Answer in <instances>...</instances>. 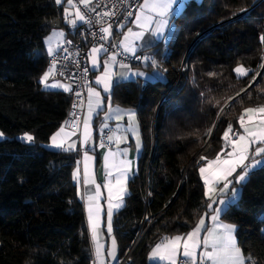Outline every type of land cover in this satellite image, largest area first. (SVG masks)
Masks as SVG:
<instances>
[{"label": "trees", "instance_id": "trees-1", "mask_svg": "<svg viewBox=\"0 0 264 264\" xmlns=\"http://www.w3.org/2000/svg\"><path fill=\"white\" fill-rule=\"evenodd\" d=\"M61 16L54 0H0V131L7 137L0 141V264L92 261L72 180L76 155L45 147L71 101L39 83L48 68L44 38ZM174 23L167 49L155 53L157 67L143 68L163 80L117 83L109 96L135 112L142 141L112 223L119 261L142 232L124 264H163L149 263V251L189 232L206 210L199 168L222 153L229 124L239 133L245 108L264 105V0H190ZM237 66L247 75L237 78ZM25 133L32 143L15 138ZM220 219L235 225L242 253L264 264V168L249 175Z\"/></svg>", "mask_w": 264, "mask_h": 264}, {"label": "snow or ice", "instance_id": "snow-or-ice-1", "mask_svg": "<svg viewBox=\"0 0 264 264\" xmlns=\"http://www.w3.org/2000/svg\"><path fill=\"white\" fill-rule=\"evenodd\" d=\"M59 5L62 0H55ZM90 0H80V3L87 6ZM67 3L71 6L73 0H67ZM176 5L175 15H179L180 10L182 9V4L179 3V0H144L140 4L138 11L135 14L134 23L138 28L141 29L139 32H133L132 29H129L128 32L124 35L123 40L120 42V46L124 49L125 52L135 53V48L129 42L130 38L133 41L141 40L145 33H149L152 37L164 38L165 30L172 27L169 21V17L172 16L173 6ZM104 16L114 15V13L104 12ZM132 15V13H129ZM71 13L68 9H65V19L73 27L76 26L77 21L88 22L86 16L77 9L75 13V19H69ZM154 17H156L154 19ZM155 27H151L152 25ZM101 31L104 33V36L101 39H107L110 34V26L101 28ZM60 37H63V33H59ZM51 40V37H49ZM262 42H264V36L261 37ZM53 49L48 48L49 56L53 55ZM101 51H106L103 46L99 48L93 47L90 52V58L93 63V67L96 66L97 54ZM139 58V57H138ZM145 60L149 59L144 57ZM109 62L114 63L115 57L110 56L108 61L104 64L103 73L101 76L96 78V83L103 86L104 92H109L113 81H112V72L109 67ZM152 67L156 68L157 63L155 60L151 61ZM121 67L127 68V65L122 64ZM264 67V65H262ZM55 68V62H53L52 67L47 70L42 77L40 78L39 83L44 85L46 88H63L64 91H71L70 86H64L62 84H48L50 76L53 75V69ZM234 71L238 76L247 75L248 70L243 66H237ZM87 72V69H85ZM135 76H143L142 72L132 73ZM255 77H253V80ZM88 91V115L84 118V135L82 140V145L87 144L90 139L91 132L89 121L93 111L100 108V93L97 92L94 88L89 87ZM76 95L79 97L80 93L77 92ZM239 95V94H237ZM95 98V100L93 99ZM75 107V105H74ZM120 110H117L119 113ZM128 120L130 122L129 128L126 131H132L136 135L137 139V149L140 147L139 135L134 127L135 113L128 112L126 113ZM122 118L121 114L116 116V119L119 121ZM247 118V119H246ZM67 123V122H66ZM239 123L241 128H243V134H239L233 131L232 125L229 124L228 129L225 130L223 134V139L226 144L230 145L231 151L226 152V159H221L220 154H217L215 160H209L206 166L199 168V172L203 179L205 185V196L208 198L210 203L208 208L212 210L211 220L213 221V226L211 228L205 225V220L203 217L199 219V222L196 224L194 229L182 237L176 235L174 237H166L164 240L155 246L150 254V259H155L160 262L167 261L168 264H178L177 256L182 255L184 260L181 264H254L252 257H246L241 248L237 244L235 238V225L224 223L221 221V213L226 212L227 208L231 205L237 203V197L239 196L240 189L235 187V185H243L256 168H264V105H259L256 107L245 108L243 113L239 117ZM73 124V128H75ZM107 127V124H105ZM211 130H209L210 134ZM230 133L236 138L231 139ZM74 133H69L65 131V128L62 126L52 137H51V147L62 149L64 151L75 150L74 144H67L65 146L66 140L70 135ZM4 136L3 132H0V138ZM25 143H32L34 137L28 133H25L19 138ZM109 141L113 140L112 136L108 137ZM120 143V140H117V144ZM255 146V147H253ZM103 147V145H101ZM224 150L222 149V152ZM124 155L127 154V150H123ZM113 156L119 155V153L111 154ZM84 184H89L88 179V161L91 160V157L87 154L85 150L84 154ZM106 161L108 157H105ZM206 159L204 156H200V160ZM129 163L126 160H120L119 163L115 161L112 164V167L117 170L119 175L115 177V184L108 182L105 187L108 190V211H107V230L108 234L112 233V216L113 209H119L122 206L123 194L126 191L125 181L129 171ZM107 166V165H106ZM241 169L240 172H237V169ZM109 176L112 175V172L109 171ZM79 171L73 173V178L78 180ZM229 177H233L232 180H229ZM222 183V187L216 188L214 185H219ZM231 193L230 198L228 199H219V206L213 208V204H217V200L213 199L214 193H218L221 197L225 193ZM100 194L99 186L96 188L95 196H88L87 201V212H88V223L92 235V241L94 244V254L96 261L94 264H104L103 259V245L99 243L98 239V220L97 213L99 212V207L91 203L93 201H98ZM120 201V203L113 204V199ZM202 231L205 233L201 237ZM115 239L112 240V250L107 252L108 256L114 257L115 255ZM182 249V251H181ZM197 249H202L197 255Z\"/></svg>", "mask_w": 264, "mask_h": 264}, {"label": "crops", "instance_id": "crops-1", "mask_svg": "<svg viewBox=\"0 0 264 264\" xmlns=\"http://www.w3.org/2000/svg\"><path fill=\"white\" fill-rule=\"evenodd\" d=\"M91 1H93V0H90V2ZM189 1L190 0H179V3L182 4V9L180 10L179 15H175L176 5L173 6V13L174 14L169 17V21H170V24L172 25V27L167 28L165 30L166 39L152 37L147 32L145 33L144 37L139 41H133L130 38L129 42L135 48V53L125 52L124 49L120 46V42L123 40L124 35L128 32L129 29H132L133 32L141 31V29L138 28L136 26V24L134 23L135 17H134L133 21L129 24L119 23L115 26V28L113 30V35H112L114 42L116 43V45L118 46L119 50L122 53L129 55V56H137V55L140 56V64L139 65H128V64L122 63V62L118 61V59L116 58V56L114 54L107 53L106 51H101L97 54L96 66L93 67V63H92V60L90 58L91 49L93 47L99 48L101 45L92 46L90 48L87 63H88V68L90 69L91 74H92V88H94L97 92L100 93L101 106H100V108L93 111V113L91 115V119L89 121L90 132H91L90 139L88 140L87 144L82 145L81 142L83 140V135H84V123L83 122H84V118L88 115V111H89L88 110V92H87L86 109H85V112L83 114L81 123L79 124L78 128L75 131L65 130L66 132L74 133V134L70 135L69 138L66 140L65 146H67V144H74L75 150L64 151L62 149L51 147V143H52L51 137L61 127L58 130H56L50 136L47 143L45 144V147L48 149H51L54 151H60V152H64V153H72V154L76 155V166L72 172V180L76 186L78 198L83 204L84 216H85V221H86V228H87L88 236L90 239V252H91V256H92V261L90 264H94V262L96 261V257L94 254V244L92 241V235H91V231H90L89 223H88L87 206H88L89 202L87 201V197L88 196H95L96 188H97V186H99L100 194H99L98 201H93L91 203H94L99 207V212L97 213V220H98L97 231H98L99 243L101 245H103L102 252H103L104 264H118L119 254H118L117 243L115 244V255H114V257L107 255V252L109 250H112V247H113L112 240L115 239V237L113 234V228H112L111 235L108 234V230H107L108 190L105 187V185L108 182L115 184V177L117 175H119L117 170L112 167V164L114 161L116 163H119L120 160H126V161L130 162L129 163V171H128L126 181H125L126 191L123 194L122 206L119 209H113V216H112V223H113L114 215L116 213H118L119 211H121L124 207L125 198L127 196V184L129 182V180L132 179L137 172L138 157H139L141 150H142V141H141V137H140L139 126H138L136 114H135L134 127L136 128V131L139 135V141H140L139 149H137L136 135L132 131H126V129L129 128V124H130V122L128 120V116L126 113H128V112L135 113V112L131 109L119 107L117 105H112L110 103V100H109L111 90H112L114 84H117V83H126V82L135 81V80H140L142 82L148 81L145 78V74L148 72L143 70V68H145L147 66H152L151 61L155 60V53L158 51V49L161 46H162L163 50L167 49L166 46H167L168 42L171 41V39L174 36V31H175L174 19L176 17H179L183 13V11L185 10L186 4ZM196 1H198V0H196ZM143 2H144V0L141 1V4ZM56 5L62 9V16L60 19V28H58V29L51 28V30L45 36V38H44V52H45L46 56L49 55L48 54V48L51 47L52 49H54L56 44L63 41L65 38L66 30L72 26L65 19V9H68V11L71 13V16L69 17V19H73V20L75 19V13L77 11V9L74 6H71L67 3V0H65V2L62 3L61 5L60 4L59 5L56 4ZM139 11H140V9H139ZM155 18L156 17H154V19ZM81 23L82 22L77 21L76 25H79ZM151 27H155V25L153 24ZM59 33H63V37H60ZM49 37H51V40H49ZM110 56L115 57L114 63L109 62V67H110V70L112 72L113 84H112L110 91L106 93L103 90V86L96 83V78L98 76L102 75L103 69H104V64H105V62L108 61V58ZM144 57H148L149 59L145 60ZM122 64L127 65V68L121 67ZM49 68H51V66H48L46 71L49 70ZM135 72H142V73H144V75L143 76L132 75V73H135ZM234 73H235L237 78L244 77V76H238L235 71H234ZM39 81H40V79H39ZM47 83L48 84L59 83V84L64 85L63 83L54 79L53 76H50ZM64 86H69V85L66 84ZM41 87L44 90L61 91L64 93H70V91H64L63 88H59V87H57V88H44V85H42V84H41ZM93 99L95 100V98H93ZM117 110H120L119 113L117 112ZM118 114H121V116H122V118L119 121L116 119V116ZM105 124H107V127H105ZM106 131L108 132L107 136H106V142L108 143L109 146L108 147H106V146L101 147L102 144H100V142H101L103 134ZM243 131H244L243 128H241V126H240L239 127V134H243ZM109 136L113 137L112 141H109V139H108ZM230 138L235 139L236 137L232 136V133H230ZM117 140H120L119 144H117ZM222 145L224 146L223 147L224 151L220 154V158L226 159L227 157H226L225 153L231 151L232 149H231L230 145L226 144V142L223 138H222ZM253 147H255V146H253ZM125 149L127 150L126 155H124V152H123V150H125ZM85 150L87 151V154L91 157V160L88 161V179L90 181L88 185L84 184V159L83 158H84ZM116 153H119V155H116V156L111 155V154H116ZM105 157H108L107 161H106ZM215 159H216V157L213 159H210V160H215ZM208 161L209 160L204 162V164H202L201 167L206 166ZM77 170L79 171L78 180L73 178V173L76 172ZM109 171L112 172L111 176L108 175ZM240 171H241V169L238 168L237 172H240ZM199 176H200V179L202 181V184L204 187V194H205L206 189H205V185H204V182H203V179L201 177L200 172H199ZM232 179H233V177H229V180H232ZM222 186H223L222 183L219 185H214V187H216V188H220ZM241 186L242 185H235V187L240 189L239 196L237 197V202L240 198ZM78 189H80V190H78ZM212 195H213V199L217 200V204H213V208H216L219 206V204H218L219 199H221V198L228 199V198H230L231 193L229 191V192L225 193V195L223 197H221L218 193H214ZM205 198H206V202H207L206 210L201 217L204 218L205 225L207 227L211 228L213 226V221L210 218L211 214H212V210L208 208V204L210 203V201L208 200V198L206 196H205ZM112 202H113V204L120 203V201H117L115 198L113 199ZM236 204L231 205L230 207L227 208V210L236 206ZM222 214L223 213H221V215ZM198 222H199V220L196 222V224ZM222 222H224V221H222ZM224 223H227V222H224ZM196 224L194 225V227L196 226ZM194 227L190 231H192L194 229ZM235 230H236V228H235ZM187 233L182 234L180 236L184 237V236H186ZM204 234L205 233L202 231L201 237H203ZM234 235L236 238V232L234 233ZM171 237H174V236H171ZM163 240L164 239H162L158 244H160ZM115 241H116V239H115ZM158 244H156V245H158ZM155 246L149 251V253L147 255V261L149 263L168 264L167 261L160 262V261L155 260V259H150V254H151L152 250L155 248ZM201 250L202 249H197V255H199V252ZM181 251H182V249H181ZM246 257H248V256H246ZM180 260L183 261L184 257L182 255L178 254L177 261H180Z\"/></svg>", "mask_w": 264, "mask_h": 264}, {"label": "built area", "instance_id": "built-area-1", "mask_svg": "<svg viewBox=\"0 0 264 264\" xmlns=\"http://www.w3.org/2000/svg\"><path fill=\"white\" fill-rule=\"evenodd\" d=\"M142 0H93L87 6L80 0H73L74 7L79 9L88 22H82L75 27H69L65 32V38L54 47L53 55L47 56V64L53 69V78L67 83L71 87L70 107L60 127L65 130L75 131L81 123L86 109L87 89L92 87V74L88 68V56L90 48L101 45L107 53H112L118 61L128 65H139L140 56H129L122 53L113 39V30L119 23L129 24L139 11ZM114 15L104 16V12ZM132 13V15H129ZM110 26V34L107 39H101L104 33L101 28ZM139 57V58H138ZM87 69V72H85ZM79 92L78 97L76 93ZM75 105V107H74ZM67 122V123H66ZM75 124V128H73ZM107 131L103 134L100 144L108 147L106 142ZM142 232L138 234L140 237ZM127 255L118 262L124 264ZM182 260L178 261L181 264Z\"/></svg>", "mask_w": 264, "mask_h": 264}, {"label": "rangeland", "instance_id": "rangeland-1", "mask_svg": "<svg viewBox=\"0 0 264 264\" xmlns=\"http://www.w3.org/2000/svg\"><path fill=\"white\" fill-rule=\"evenodd\" d=\"M54 2H55V0H54ZM65 2V0H62V2H61V4L62 3H64ZM56 3V2H55ZM57 4V3H56ZM60 4V5H61ZM145 78L149 81V82H151V81H154V80H163V76H162V74L158 71V70H154V71H152V73H146L145 74ZM55 79V78H54ZM57 81H59V82H61V83H63L64 85H66L65 84V82H62V81H60V80H58V79H56ZM44 88H46L45 86H44ZM1 132V131H0ZM24 134H20V135H18V136H16L15 138L17 139V140H19V141H21L19 138L21 137V136H23ZM5 139H7V137L6 136H3L2 138H0V141H3V140H5ZM21 142H23V141H21ZM23 143H25V142H23ZM26 144H30V143H26ZM78 190H80V189H78ZM82 198V197H81Z\"/></svg>", "mask_w": 264, "mask_h": 264}, {"label": "water", "instance_id": "water-1", "mask_svg": "<svg viewBox=\"0 0 264 264\" xmlns=\"http://www.w3.org/2000/svg\"><path fill=\"white\" fill-rule=\"evenodd\" d=\"M51 28L54 29H58L60 28V20H55L52 24H51ZM142 235V234H141ZM141 237V236H140ZM140 237L138 236L137 239L135 240V242L132 244V246L130 247L129 251L127 252V256L129 255V253L131 252V250L134 248V246L136 245V243L138 242V240L140 239Z\"/></svg>", "mask_w": 264, "mask_h": 264}]
</instances>
